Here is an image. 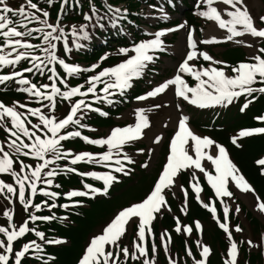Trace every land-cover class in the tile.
I'll return each mask as SVG.
<instances>
[{
	"label": "snow or ice",
	"instance_id": "6c2138e0",
	"mask_svg": "<svg viewBox=\"0 0 264 264\" xmlns=\"http://www.w3.org/2000/svg\"><path fill=\"white\" fill-rule=\"evenodd\" d=\"M46 2L52 6L54 0H46ZM88 3L91 15L89 12H84L83 19L93 28L103 29L105 27L103 21H108L109 25L116 26L120 19H126L127 9L113 7V5L105 3L106 12L100 14L92 0H88ZM168 3L173 5V0H168ZM221 5L226 7H221ZM73 6L79 7L80 0H60L57 22L51 23L49 22V11L39 7L33 0H22L18 7L10 6L8 0H0V38H2L0 68L9 65L15 68L18 62L25 59L31 65V67H25L18 71L13 70L7 74H0V84L7 86L8 83L15 81L18 85L23 86L18 88V91L29 94L30 100L34 99L40 104L39 107H29L28 103L19 101H13L11 105L0 101V128L7 134L5 144L0 145V174H9L14 181L13 184L0 180V194L4 195L9 204L13 203L12 197L15 196L27 214L26 218L17 226L11 223L13 209L5 208L3 210V216L7 218L8 226H0V234L4 237V239H0V250H2L0 251V264H24V260L29 255L40 264H54L55 257L50 254L45 255L44 245H61L65 241L62 238H46L43 231L29 227V221L59 220L64 222L68 217H57L55 214L36 215V211L40 210L42 206L49 210L57 206L64 209L86 206L83 198H94L97 194L108 195L116 184L123 182L121 177L130 175L132 168L129 166L133 165L135 161L126 149L145 135L144 130L150 127L148 113L161 105L154 104L152 108H135L134 123L122 127H112L106 136L100 138L82 135L80 129L96 131L95 128L82 121L89 112H95L104 117L109 115L101 108L93 107V104L103 101L112 105L114 96L117 94L125 96L127 90L133 87L134 79L140 78L148 64L157 58L156 52L165 51L162 37L167 33L187 28L186 56L179 63L176 74L159 82L145 93L135 96L136 101H146L149 98L158 97L160 94H165L167 90L174 92L175 97L182 99L188 105L206 109L216 105L227 107L237 98L250 97V99H245L239 108L240 112H244L250 103L257 99V94H264V47L256 49L257 54L252 55L250 61H240L235 65H227L223 61L214 60L207 52H200L199 56L210 63L207 67H197L190 61L197 58L195 49L198 41L194 39V29L189 27L187 22H182L174 27L161 28L151 34L152 38L141 39L130 46L117 48L116 55L123 57L119 62L94 71V74L88 76L83 84L69 86L66 77H61L58 74L56 65H59L68 76H80L82 72L98 69L99 62L106 60L111 55V53L105 52L96 63H92L88 68L67 63L59 55L57 42H63L65 54L71 51L68 42L69 34L72 37L71 43L76 49L83 47L77 42L78 37L84 39L90 37L89 32L86 31L88 24H69V30L66 32L65 26L60 22L63 11ZM154 7L155 5H148L149 9ZM193 7L194 15L214 22V25L219 29L226 30V35H223L221 39L211 36L199 43L233 41L234 38L244 37L246 34L253 38L264 39V14L254 16L248 0H195ZM158 11L160 19H168V15L162 7ZM32 22H37L39 27H28ZM33 33H37L40 37L39 44H32L28 39H25V37H31ZM236 42L243 41L237 40ZM248 47H252V45L249 44ZM35 50H39L40 54H34ZM50 65L51 67H49ZM226 68L230 69V72L226 71ZM34 70L36 71L34 72ZM37 72L41 76L48 73L49 83H33L23 75V73L35 75ZM185 75L194 80L192 85L186 81ZM58 84L63 85V90ZM256 84L259 86H254ZM98 85L102 86L98 88ZM89 94L90 100H86L85 98L89 97ZM57 97L61 101H67L70 105L60 118L55 114ZM42 101H47V104ZM175 107L181 111L177 117V127L169 139L166 159L158 177L141 199L118 208L109 221L102 226L99 234L91 236L76 264H124L129 258L138 264H157L158 249L156 244L153 242L149 250L146 248L145 242L147 237L154 236L151 225L156 214L168 208L166 191H171L173 187L184 191L183 185L177 183L178 174L183 169H199L217 198L233 196V193L229 191V184H234L241 192L254 191L251 184L229 158L226 149L208 136L197 134L190 127V116L183 113L181 104L177 103ZM42 108L45 111H41ZM19 109L25 111L21 112ZM29 116L36 117L37 121L33 123L28 119ZM254 119L264 122V114L258 115ZM255 134H264V127L241 128L231 137V142L239 147V138H247ZM25 138L27 142H25ZM70 138H79L86 144L99 146L102 150L96 152L73 151L71 148H65L63 142ZM161 142L162 136L155 135L153 143ZM212 146L215 151L213 154H209L207 149ZM136 151L144 152L145 150L136 149ZM148 151L151 152L152 149H148ZM190 153H194V155ZM21 156L34 158L37 163L34 166L26 164L23 159H20ZM203 160L211 162V166L215 170L214 174H211L202 165ZM58 161H68V163L61 166L57 163ZM80 163L99 165L106 170L80 171L77 167ZM256 163L264 172V158L257 160ZM15 164L19 165V170L14 167ZM141 167H148V161L141 164ZM69 173L80 177H89L102 182V184L98 187L82 180L81 188H72L63 193L68 202L59 205L55 203V200L61 195L60 192L49 191L45 187L38 188V183L51 186L58 175ZM192 180H195V173H193ZM56 187H60V185H56ZM192 188L196 193V199L203 203V206L215 219L217 209L201 200L199 183L192 184ZM37 192L48 197L52 202L41 200L40 203H34L33 197ZM184 194L187 196L186 191ZM220 204L223 209V222H219V228L226 234L227 240L222 264H239V244L234 239L228 223L229 206L224 200H221ZM29 206H31V211ZM256 207L261 213H264V202H260L258 197ZM181 211H186V209L181 208ZM236 211H239L238 207ZM133 224L136 231L131 248L127 245L121 246V239ZM175 230L182 234H188L193 230L200 232L202 225L196 221L194 229H192L176 220ZM235 231H241L238 225L235 227ZM30 232H34L35 236L40 238L43 243L29 240L15 249L14 241H18V238L24 237L26 233ZM160 240L162 250L168 257L167 264H179V260L173 258L167 246L171 242V237L166 230L161 233ZM262 240H264V235H262ZM195 243L199 248V258L194 255L189 246L185 245L187 257L191 259V264H207L211 254L210 246L202 243L200 239H197ZM247 244L249 247H257L251 240H248ZM121 256L123 262L120 259Z\"/></svg>",
	"mask_w": 264,
	"mask_h": 264
},
{
	"label": "trees",
	"instance_id": "16d2710c",
	"mask_svg": "<svg viewBox=\"0 0 264 264\" xmlns=\"http://www.w3.org/2000/svg\"><path fill=\"white\" fill-rule=\"evenodd\" d=\"M96 3H101V0H95ZM114 1V0H112ZM122 0H115L114 2H119ZM135 2L137 0H131ZM58 5L52 9V12L56 13ZM135 7L138 6V2L133 4ZM104 9V6H100ZM89 8L88 0H80V6L75 7V9L70 10V19L72 18H82V14L78 9ZM96 32H100V28L96 27ZM92 58H96L92 56ZM89 59V57H87ZM238 57L235 54L231 55V60L236 61ZM23 94L18 92L13 84H8L6 88L0 89V98L8 103H12L15 100H22ZM264 110V94L260 95L255 102L250 103L249 107L244 111L240 112L239 108L234 110V114L230 117L225 118L220 124H215L211 131L212 136L216 138L221 144H223L228 152L230 153L233 160L236 162L238 167L241 169L242 173L252 185L258 196L264 202V173L261 171L260 165L256 161L264 154V134L258 136H251L238 141L240 145L237 147L232 144L231 137L235 131L240 128L257 126L258 123L255 121L254 117L261 115ZM188 173H184L183 182L186 185L189 193L190 208L186 212L181 211L179 202L171 196L169 193V203L173 214L170 213H159L154 226V240L150 239L147 243V248L150 250L151 245L154 242L157 246V264H167L168 257L162 250V244L160 240L161 232L163 230H168L172 236V242L169 247L173 258L179 260V264H191V259L187 257L185 252V245L189 246L193 251L194 255L199 258V248L195 241L200 239L202 243L207 244L211 248V256L209 258L208 264H222L224 253L227 247L226 234L222 229L219 228L218 223L214 220L212 214L203 208L195 199L194 193L191 191L188 184ZM59 182L63 185L73 186L81 184V181L77 176L71 175L70 177L58 178ZM205 189L207 197H214L212 189L206 184ZM184 201V199H183ZM217 207L223 218V209L218 200ZM90 206L88 208H81L80 211H76L71 215V218L75 225L73 224H61L58 221L46 222L41 225V229L46 231L48 235H61L65 238L71 240V245H63L60 247H49L48 251L53 253L56 258L54 264H75L80 252L83 249V245L88 237L87 228L93 223V220L97 219L103 212L105 206V200L101 201H88ZM244 207V206H243ZM3 206H0V219L2 220ZM247 218L251 225V231L254 239L259 244V251L254 252L248 249L246 243H244L241 238L234 236V239L239 244V264H264V240H262V235H264V225L262 222L254 216L251 211L244 207ZM176 217L184 224H189L194 229V223L199 221L203 226L202 234L194 230V236L191 239L184 237L183 235L175 231ZM233 223L238 224L239 218L231 213L230 215ZM135 226L133 236L135 235ZM3 235L0 234V237ZM30 236L23 239H18L14 242V248L18 249ZM124 246V244H121ZM123 262V257H120ZM24 264H40L37 260L33 258H27L24 260ZM124 264H138L129 258Z\"/></svg>",
	"mask_w": 264,
	"mask_h": 264
},
{
	"label": "rangeland",
	"instance_id": "374dc122",
	"mask_svg": "<svg viewBox=\"0 0 264 264\" xmlns=\"http://www.w3.org/2000/svg\"><path fill=\"white\" fill-rule=\"evenodd\" d=\"M182 1L183 0H175V6L174 7H172V6L170 7L169 5H165V3L168 4V0H155V1H152V2L148 1L146 3H141L140 4V10H139V13H138V25L139 26L136 27V29L141 30L139 34H141V35L143 34V35H145V37L144 38L140 37V39H145V38H151L152 37L151 34H148L146 29H145L147 23L150 26L152 25L151 27H154V29L159 30V29H161L160 28L161 25H165L164 28H167V27H174L175 25L184 22L185 16L188 15V11L191 12V10L194 9L193 6H194L195 0H186V1H189V4H190V6H188L187 8L182 3ZM123 2L121 4H119L117 7L121 8V9H127V10L131 9L130 1L129 2L128 1H123ZM248 2L250 4L251 12H252V14L254 16L264 14V0H248ZM149 4L155 5V7L153 9H149L148 8ZM13 7H15V6H13ZM158 7H162L164 9V11L167 13V15H168V19L167 20L160 19L159 17L156 18V14L158 13V9H157ZM221 7H226V6H222L221 5ZM202 19L204 21H206V22H203L202 24L200 23L201 24L200 26L198 24H197V26L189 25L188 23H187V25L189 27H192L194 29V31L196 32V34L199 35V37H200L199 39L197 38V40H198V48L202 49V50H206L204 48L205 47L204 44L199 43V41L208 39L210 37L209 35L206 34V30L209 29V25H211L212 22L211 21H207L205 18H202ZM162 22H167V23L166 24H161ZM258 22L259 21H257V23ZM76 24L78 25L80 23H76ZM28 27L34 28V27L31 26V24H29ZM113 28H115L116 31H118V32H122V29L119 27V24H117L116 26H113ZM216 29H217L216 33H218L217 35L219 36V38H217V39H221L222 36L224 35V33H226V30L219 29L217 26H216ZM138 30H137V32H138ZM186 32H187V28L180 29V30H177L175 32L169 33L166 36L165 41L169 42V43H172V44H175L177 42H183L186 45ZM216 33H215V35H216ZM113 35L114 34H110V36H109L111 38L110 41L116 39V36H113ZM127 37L129 38L128 40L131 42V44L139 41V38H136L135 42H133V39H132L131 35H128ZM71 41H72V37L70 35L69 47H73L74 51L79 50V49L74 48L75 46L71 43ZM263 41H264V39H262L261 42H263ZM77 42L80 43L81 39L77 38ZM230 42H232L233 45L242 46L241 44H235L234 41H230ZM230 42L229 41H222L220 43L213 44L212 47H211V45H212V43H211V45L208 44V45H206V47H207L208 52L212 56L217 57V59L220 60L221 56H222L221 51L224 50L225 47L226 48L227 47L231 48ZM104 43L105 42H103V44ZM104 45L108 46L109 44L107 43V44H104ZM214 45H217V46L214 47ZM111 47H112V50H116L117 48H119V47H116V45L111 46ZM261 47H264V42L262 43ZM109 48H110V46H109ZM239 48H241L242 50L238 49L236 54H235V56L236 57H241L242 56V52H243V55L245 57H247L248 54H247L246 50L243 47H239ZM165 51H168V52H165ZM165 51H163V55L168 56V57L159 56L158 57L160 59L159 63L158 62L156 63V61H153V62L149 63V65H154V67L150 66V68L148 70L149 71V76H150V77H148L149 78V81H148L149 83H151L152 80L154 81V83H159L160 81H163L166 78H170L172 75H174L175 66L179 65V63L185 57V53L184 52L176 51V50H173L171 48L165 49ZM113 54L116 55V53H113ZM60 55L63 56L62 54H60ZM68 55H69V57L71 58L72 61H74V59L76 58L74 56V54L72 53V51H70L68 53ZM228 55H230V54H227V53L224 54V58L227 59ZM248 57H250V60H251L252 56L248 55ZM121 58L122 57H120V58H117V57L112 58V60L110 62V65H113V64L119 62ZM202 61H203V58L199 56V58L196 60V63H198V65L201 66ZM209 63H210L209 61H206L205 65H209ZM78 65H82V64H78ZM217 66H220V65H217ZM57 71L60 73V75L65 76L67 78V74L64 72L63 69L62 70L57 69ZM190 81L192 83H194L193 79H190ZM135 85L136 86L139 85L137 79H134V83H133V87L132 88H134ZM101 86L102 85H98L97 87L99 88ZM254 86H257V84L254 85ZM134 89H132L131 91H127L126 97L117 98L115 103L112 104L111 106L106 104V103H104L103 101L95 102L93 104V107H99L103 111L108 112L109 115H108V117H105L106 119H110L109 117H111V121L106 123L105 122L106 120H105L104 117L100 118L99 116H97L98 113L89 112V113L92 114V118L93 119H96V116H97V119H96L95 123L97 125H99V126L113 125L114 122H115L116 125L121 124L120 122H122V123H125V122L129 123L130 122L131 123V120L126 116V113L128 112V110L131 107H133V105L135 104V101L134 102L130 101L128 103L129 107H127L122 113H120V114L117 113L116 115L113 114V113L118 111L119 109H121L123 105L126 106L127 101L132 98V95L134 93L132 91ZM146 90L147 89L142 87L140 89L141 94H143ZM175 105H176V103H175ZM184 106L192 114L195 113V110H194L195 108L193 106L187 105V103H185V102H184ZM218 106L225 107V106H222V105H218ZM167 107H168V105H166V108ZM113 108H115V109H113ZM168 108H171V107H168ZM44 110L45 109H43V108L41 109V111H44ZM89 113H88L86 118H89ZM115 116H116L117 121L114 119ZM206 117H207V115L205 113H202L199 116V118H198V120L196 122L200 124L201 121H205ZM28 119H30L33 123H35L37 121V118L32 117V116H29ZM149 119H150V117H149ZM84 120L87 121L88 119H84ZM85 121H83V122H85ZM100 121L103 122L104 124H102ZM157 121H158V123L154 122V119L153 120L150 119V127L148 128L149 129L148 131H150V129L152 127H154L155 129H158L156 135H159V131H162V133H164L165 131H168L170 134H167L166 137H170V135H172V130L171 129H173L171 127L172 126L175 127V125H174L175 122L172 121L171 116L169 115V116H166V117L158 118ZM202 129H204V128H202ZM148 137L151 138V136H148ZM146 138H145V140H143L145 142L144 146L147 145L145 151L144 152H138V151L134 152L133 153L134 155L132 156V158L135 161V163L139 164L140 166L145 161H148V167H146V168L140 167V166L134 167L135 171H136L135 175L133 177L134 179H129L130 178L129 176L128 177H121L123 182L119 183V184H116V186L111 189L112 191L110 193V197L105 199V203H104L105 208H104L103 212L101 213V215L97 219L93 220V223L89 226V228H87L88 234H90V233H92V235L99 234L100 230L102 229L101 226L105 225L109 221V219L112 217V215L114 214V212L118 208L127 206L129 203L141 199L140 190L145 185L146 181L150 182L152 180L151 176L152 175H157L161 171L162 165L164 163L163 160H165V154H167V150H168V145L167 146H164V145L161 146V143L164 141L165 134H164V138L162 139V142L161 143H155L154 144L155 146H153V147H152V145L150 143V140L146 139ZM25 142H27L26 138H25ZM130 148L133 149V148H135V146H131ZM138 148H143V146L139 145ZM148 149H152V151L149 152ZM131 154H132V152H131ZM190 154H192V153H190ZM205 166L210 171H212V173L214 174L215 170L211 166L210 161L205 160ZM184 170H186V171L187 170H191L193 173H195V176L204 177L206 179V177L199 171V169L189 168V169H183L181 171H184ZM181 171L178 174L179 175L178 178L180 179V183L182 182L181 181ZM228 187H229L230 191L233 193V196L232 197H220L219 199L220 200H224L225 203L228 204L229 212H236L237 216L240 218L239 219V223H240L239 227L241 229L240 232H236L235 231V227L236 226H234L232 223L229 222L230 228H232L231 231H235V233L237 235H239V237H241L242 241L244 243H246V244H247L248 240H251L253 242V244L256 245L257 247H249V245L247 244L248 247L250 248V250L258 251L260 249L259 244L252 237V233H251V230H250L249 222H248V220L246 218V215H245V213H244V211L242 209V206H245L247 210H250L261 221H263V219L258 214V212L247 202V200L238 192V190L236 189V187L233 184H229ZM172 191H174L175 195L178 196L179 194L184 193L185 190L182 191L180 188L173 187ZM2 200H3V197H0V202H2ZM232 202H233V205H231ZM237 207L239 208L238 212L236 211ZM8 208L13 209L14 214H15L14 224L18 225L21 222V220H22V213H23L22 205H20L18 199H16L14 201L13 205H8ZM164 210H168V208H166ZM262 223L264 225V221ZM153 224H154V221L152 222L151 227L153 226ZM131 231H132V227L129 228L128 232L121 239L120 242L123 241L128 246V243H129V240H130ZM248 234L250 235V239H249V237H247ZM184 235H191V232L188 233V234H184Z\"/></svg>",
	"mask_w": 264,
	"mask_h": 264
},
{
	"label": "bare ground",
	"instance_id": "6f19581e",
	"mask_svg": "<svg viewBox=\"0 0 264 264\" xmlns=\"http://www.w3.org/2000/svg\"><path fill=\"white\" fill-rule=\"evenodd\" d=\"M156 16L157 17H160L159 11L156 14ZM154 32H155V30H150V33H154ZM216 32H217L216 26L214 25V22H212V24L209 25V29L206 30V34L209 35L210 37L211 36H216L217 38H219V36L217 35L218 33H216ZM215 33H216V35H215ZM168 34L169 33H167L165 36H167ZM193 35H194V38L197 39V36H196L195 32L193 33ZM224 35H226V33H224ZM165 36L162 37L163 40H164ZM237 40H242L243 42L237 43L236 42ZM261 40H262L261 38H253V37H250L249 35L246 34L244 37L234 38L233 41H234L235 44H241L245 48L247 54L249 56H252L254 54H257L256 53V49L260 48L259 43H260ZM164 44H165V48L169 47V48H171L173 50L180 51V52H184L185 55H186L187 49H186L185 43H183V42H177L175 44H167V43L164 42ZM249 44H251L252 47H248ZM197 57H198V55H197ZM196 59L197 58H194V60L193 61H190V63H194L196 65V62H195ZM196 66L197 67H207V66H198V65H196ZM213 66H215V65H213ZM177 69H178V67L176 66V70ZM171 96H172V91H167L166 90V93L165 94H160L158 97L149 98L146 101H139V103L137 105H135L134 107H132L126 113V115L128 117H130L134 121V110H135V108H137V107L152 108L154 104H159V105H161L159 108H154L153 111H151V112L148 113L149 117L152 120L155 118L154 119V122L158 123V121H157L158 118H162V117H166V116H169L170 115L173 118L172 121H175V124L177 125V117H178V115H176V113H175V110H174V107H173V104L174 103H173V100H172V97ZM167 102L170 104L171 108H166V103ZM184 114H186V113H184ZM190 127L197 134H200L191 125H190ZM154 129L155 128L152 127L150 129V131H147L148 132L147 136H151V138L152 137L154 138V136L157 134V131H158V129H155V130ZM159 134H160V131H159ZM200 135H202V134H200ZM148 139H150V138H148ZM150 141L152 143L151 145L154 146L155 143H153V139H150ZM207 151H208L209 154H213V152L215 151L214 146L209 147L207 149ZM192 155H194V154H192ZM202 165L206 168V166H205V160H203ZM206 170L210 172V170L208 168H206ZM177 183L180 184V179L179 178H178ZM237 190L247 200V202L258 212V214L264 220V213H261L257 209V207H256L257 195L255 194V192L254 191L253 192H241L239 189H237ZM231 205H233V202L231 203ZM247 237H249V239H250V235L249 234L247 235Z\"/></svg>",
	"mask_w": 264,
	"mask_h": 264
}]
</instances>
